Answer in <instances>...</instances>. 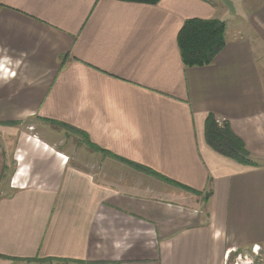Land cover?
I'll use <instances>...</instances> for the list:
<instances>
[{"label": "crops", "instance_id": "0c3cea01", "mask_svg": "<svg viewBox=\"0 0 264 264\" xmlns=\"http://www.w3.org/2000/svg\"><path fill=\"white\" fill-rule=\"evenodd\" d=\"M190 19L227 24L209 66L182 61ZM210 115L259 166L208 145ZM30 120L80 134L89 153L71 164L55 127L20 138L21 158L0 141V264H228L264 251V0H0V125ZM14 162L15 182L29 162L48 181L14 185Z\"/></svg>", "mask_w": 264, "mask_h": 264}, {"label": "trees", "instance_id": "16d2710c", "mask_svg": "<svg viewBox=\"0 0 264 264\" xmlns=\"http://www.w3.org/2000/svg\"><path fill=\"white\" fill-rule=\"evenodd\" d=\"M128 3L156 5L162 0H117ZM227 24L219 19H190L187 20L178 34V47L184 65L188 68L204 67L211 65L216 57L226 46ZM206 140L210 147L223 156L229 157L240 164L257 167L260 164L250 157L243 141L238 138L229 128L228 123L220 126L216 122L215 116H208L206 121ZM140 170L148 173L158 174L150 169H144L142 166L130 163ZM166 182L175 184L193 194L199 195L198 192L182 186L181 184L161 178ZM210 193L204 196L206 202ZM53 262L54 259L48 261ZM63 261L64 260H54Z\"/></svg>", "mask_w": 264, "mask_h": 264}, {"label": "rangeland", "instance_id": "374dc122", "mask_svg": "<svg viewBox=\"0 0 264 264\" xmlns=\"http://www.w3.org/2000/svg\"><path fill=\"white\" fill-rule=\"evenodd\" d=\"M21 101V100H20ZM22 102V101H21ZM50 128V127H55L58 128L60 133H61V139H62V146L58 148L56 147V149H58V151H63L64 153H68V155L71 156V164L75 165V166H81V161L83 162V160H86V158H84L83 156H86L87 153H89L86 150V147L83 146V138L80 134H74L73 132H68L64 127L60 126V125H56V124H49L48 122H44L41 120H35V121H26V122H22V124H18V127L16 128V130L13 132H7V134L3 133L2 131V125H0V141H7L9 142L10 146H9V150L8 153L13 156L15 155L16 158H21L22 152L21 150H19V152H16V149L18 150L19 148L17 147L19 144V139L23 138L24 140L28 139L29 140H38L37 135L41 136V130L42 128ZM62 153V152H61ZM27 156V155H25ZM24 160V159H23ZM77 161V162H76ZM20 167V164H18L17 162H14L12 164V168L11 170L9 169V171L7 172V180L8 181H12V183L14 185L19 184L20 187H24V186H33V183H36L37 186L45 184L48 180L47 179H38V182L35 181L33 178V173H31V171L34 170V165L32 162H29V173H27L28 177L25 178H18L17 182H15L14 180V176L15 174H17L18 172L20 173L21 170H19L18 168ZM24 167L21 166V169L23 170ZM18 171V172H17ZM15 182V183H14ZM39 184V185H38ZM2 192H0L1 194ZM3 195L6 194L2 193ZM9 194V193H7ZM11 195V194H10ZM75 264H80V263H76ZM17 264H63V263H54V260L52 262L48 261V260H29L26 263H17ZM67 264V263H66ZM228 264H264V251H258V249L255 250H250L249 252H245V253H235L234 256H232V258H230L229 263Z\"/></svg>", "mask_w": 264, "mask_h": 264}, {"label": "built area", "instance_id": "2783aa9c", "mask_svg": "<svg viewBox=\"0 0 264 264\" xmlns=\"http://www.w3.org/2000/svg\"><path fill=\"white\" fill-rule=\"evenodd\" d=\"M216 122H217L220 126H222L223 124H226V123H227V120L224 119V118H218V119H216Z\"/></svg>", "mask_w": 264, "mask_h": 264}]
</instances>
